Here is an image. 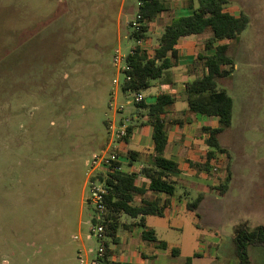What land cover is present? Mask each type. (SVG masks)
Instances as JSON below:
<instances>
[{"label": "rangeland", "instance_id": "1", "mask_svg": "<svg viewBox=\"0 0 264 264\" xmlns=\"http://www.w3.org/2000/svg\"><path fill=\"white\" fill-rule=\"evenodd\" d=\"M195 4L169 0L164 15L172 20L176 13H192ZM139 5L0 0V264H79L80 250L98 249L95 238L88 240L96 212L88 203L86 163L109 144L108 121L137 125L135 93H123L121 86L126 58L137 46L131 35ZM259 14L230 44L232 75L217 81L234 103L232 126L220 144L242 168L235 188L239 182L259 186L257 174H264V11ZM156 27L150 26L146 39L150 52L157 46ZM116 56L122 57L119 66ZM154 91L152 86L144 92L146 102ZM222 165L209 173L214 182L224 174ZM261 198L248 200L244 190L228 200L209 193L199 208L201 220L184 210L172 219L147 217V225L161 240L180 242L175 264H237L235 229L245 222L250 229L264 225ZM211 238L220 242L215 256ZM248 253L251 264H264V246H251Z\"/></svg>", "mask_w": 264, "mask_h": 264}, {"label": "trees", "instance_id": "2", "mask_svg": "<svg viewBox=\"0 0 264 264\" xmlns=\"http://www.w3.org/2000/svg\"><path fill=\"white\" fill-rule=\"evenodd\" d=\"M199 6L191 15L173 18L164 27L162 35L157 39V47L152 52L136 46L126 58L129 70L124 73L130 79L123 82L121 90L123 93H144L152 87L153 80H163L167 73L178 65L177 45L180 40L202 35L210 32L212 36L205 41V54H198L191 68H198L196 78L185 85L186 100L189 112L205 118H216V128H205L204 132L209 134L206 145L211 149L202 164H193L199 171L210 173L219 165L223 166L224 177L215 182V190L223 197L232 179V171L228 160L230 159L227 149L221 146V135L232 126L233 99L222 89L218 88V80L228 78L232 75L235 64L230 55V44L239 39L250 23L246 14L233 16L225 11L228 0H198ZM168 12V0H140L138 17L142 26L134 30L131 37L136 40H146L150 30V24L161 14ZM212 51L207 55V52ZM175 103L174 96L162 93L153 104L145 101L135 103L137 114L132 118L137 125L151 124L153 128L152 140L153 150L148 157L147 163L141 169V173L148 179V192L154 194H165L173 197L176 193V182L171 176L180 173L177 162L166 156L168 135L166 131L164 116L169 108ZM134 124L129 127V137L125 144L129 143ZM225 155L227 160L221 158ZM130 166L137 162L139 154L129 151ZM108 195L106 196L107 213L105 218L106 227V252L101 264H113L109 261L112 253L110 246L116 243V234L120 228V219L127 217L136 220L129 226L143 228L142 240L155 244L158 248L167 250L169 245L160 241L154 230L148 228L145 218L148 216L164 217L165 206H160V200H142L135 205L136 196L145 193L143 187L136 184L135 175L110 174L107 180ZM204 196L199 195L194 201L188 203V210L197 218L198 207ZM234 255L237 264H251L249 259V247L254 245L264 246V226L250 229L246 223L235 229ZM170 252L173 257L180 255V249L172 248ZM194 257H199L195 254ZM186 264H191L188 259Z\"/></svg>", "mask_w": 264, "mask_h": 264}, {"label": "crops", "instance_id": "3", "mask_svg": "<svg viewBox=\"0 0 264 264\" xmlns=\"http://www.w3.org/2000/svg\"><path fill=\"white\" fill-rule=\"evenodd\" d=\"M196 1V0H195ZM226 7L225 11L233 16H239L241 14H246L250 20H258L260 14L259 11H264V0H237L236 5L230 3ZM169 5V0H168ZM196 4L194 7L190 8L189 11L196 9ZM168 13V12H165ZM159 15L151 24L152 29L156 27V33L159 34V38L164 27L171 22V19L167 18L164 14ZM189 14L179 15L176 13L175 18L191 15ZM159 22L161 26L158 27ZM212 34L206 32L202 35L191 36L180 40L177 45L178 50V65L171 69L163 80L152 83L155 91L152 95V100L146 102V104H153L156 102L157 97L162 93H167L175 98V103L171 108L168 109L167 114L164 116L166 131L168 135V145L166 149V156L171 160L175 161L179 165L180 173L171 176L172 180L176 182V193L173 197L165 194H154L147 191L149 186V181L140 172L143 166L147 163L148 157L153 150L154 144L152 140L153 128L151 124L145 125H135L132 135L129 139V143L124 146H120L122 154L128 156V152L134 151L139 154L137 162L130 166V160L125 164V169L127 171H132L136 178V184L138 187H143L146 191L141 196H136L135 205H139L142 200L153 201L160 200V206L166 207V212L164 217L172 219L175 218L180 211H188L187 205L190 203L192 196L197 193L203 195L204 198L201 202L203 203L206 195L211 193L220 197L218 192L214 189L215 182L211 180L209 174L204 171H199L193 164H202L205 161L207 153L211 150L205 143L209 138V134L204 132L205 128H216L218 125V120L216 118H205L189 112L188 104L186 100L185 85L192 82L198 73L200 72L197 68H191L195 62L198 54H205L204 44ZM157 46H155L156 48ZM212 51L207 52V55L211 54ZM145 98V93H142ZM253 102H251L252 104ZM230 156L228 163L232 171V179L229 184V189L227 193L220 198L227 200L232 198L233 192L236 190H244L246 198H252L253 196L260 195L262 197L259 201L261 209L264 211V174L259 175V186H254L253 182L247 183L243 188V183H238V187L235 188V178L238 174H241L242 168L233 164V154L230 150H227ZM129 157V156H128ZM244 169V167H243ZM255 176V175H254ZM224 177V174L222 178ZM86 184V183H85ZM209 191V193H208ZM261 192L263 194H261ZM136 199L139 203L136 204ZM194 201V200H193ZM198 207L197 213L199 214ZM191 213V212H190ZM193 214V213H191ZM194 215V214H193ZM200 215V214H199ZM195 216V215H194ZM156 217V216H148ZM196 217V216H195ZM147 218V217H146ZM145 218L146 226L157 232L154 228L147 225V220ZM197 218V217H196ZM199 220H201V215ZM136 220H131L129 218L120 219V228L116 234V243L110 246L112 251L109 261L113 264H175V260H178L182 256V245L180 242L175 244L174 242L164 241L169 245V249L163 250L158 248L155 244L148 241H144L141 238L143 228L138 226H129ZM248 225V222H245ZM244 224V223H243ZM264 226V225H259ZM197 228H201L200 224L196 225ZM168 230H174L172 226H168ZM210 231L212 229H209ZM108 241V240H106ZM211 250L212 255H216L217 246L219 241L217 238H211ZM178 248L180 249V255L178 257H173L170 249ZM194 251V249H193ZM197 254L199 257L202 254L193 252V256Z\"/></svg>", "mask_w": 264, "mask_h": 264}, {"label": "built area", "instance_id": "4", "mask_svg": "<svg viewBox=\"0 0 264 264\" xmlns=\"http://www.w3.org/2000/svg\"><path fill=\"white\" fill-rule=\"evenodd\" d=\"M142 26L140 22V17L137 18L136 24H134L135 30H139ZM137 46L141 49H144L147 52L149 50V41L140 40L137 42ZM134 50V48H133ZM132 50V51H133ZM122 61V57L116 56L114 58V63L116 66ZM129 70V66L126 63L123 71ZM125 79L129 80V77ZM144 95L142 93H136L134 96V102L140 103L144 101ZM117 111H122L120 108ZM130 120L121 119L117 121H108L107 126L111 133V139L107 147L103 150L102 153L95 155L90 161H87V166L89 167V173L87 178V185L90 189V198L88 203L90 206H93L96 216L91 220V234L88 236V240L95 238L99 244L97 250L84 248L78 253L79 264H101L103 259L106 247V227L104 225L105 218L104 216L107 213L106 205V196L108 195L107 180L109 179L110 174H124V175H133L132 171H127L125 169V164L129 162V157L122 154L120 150L121 145H125V140L129 137V127ZM76 240H79L78 237H75ZM91 256V258L89 257Z\"/></svg>", "mask_w": 264, "mask_h": 264}]
</instances>
